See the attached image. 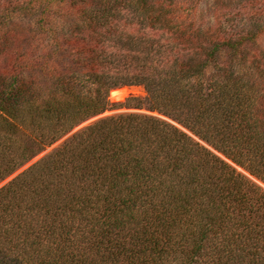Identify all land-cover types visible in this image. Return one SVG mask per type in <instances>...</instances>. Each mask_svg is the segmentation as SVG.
<instances>
[{
    "label": "trees",
    "instance_id": "trees-1",
    "mask_svg": "<svg viewBox=\"0 0 264 264\" xmlns=\"http://www.w3.org/2000/svg\"><path fill=\"white\" fill-rule=\"evenodd\" d=\"M201 1L0 0V184L151 113L2 186L0 264H264V50Z\"/></svg>",
    "mask_w": 264,
    "mask_h": 264
},
{
    "label": "rangeland",
    "instance_id": "rangeland-1",
    "mask_svg": "<svg viewBox=\"0 0 264 264\" xmlns=\"http://www.w3.org/2000/svg\"><path fill=\"white\" fill-rule=\"evenodd\" d=\"M231 1L232 0H220L219 4H218V7H220V9L224 13L228 12L229 10L232 13V14H230V16L224 18L225 23H226V27L230 28V29H235L237 27H238V29H241V28L244 29L248 25L247 28H249L250 30L258 31L259 35L257 38V45H258L259 49L264 50V8H263V13L261 14L260 13V6L257 5V6H255V11L257 12V14L254 16L249 15L248 17H245L239 13V10L241 9V6H242V5L240 6V4H242L243 1L242 0H233V4ZM260 1L261 0H256V2H259V4H260ZM231 4H232V7L228 8L229 7L228 5H231ZM212 5H213V0H202L200 5H199V8L201 9L202 12L205 13L206 11L207 12L209 11V9H210L209 7H212ZM27 23L28 22L25 23L24 21H21V20L16 22L17 29L19 30V32L22 36H26V34H27V29H28ZM68 26L69 25H66V27H64L65 31L64 30L63 31L65 34H68V30H69ZM226 57H227L226 52H222L218 58L217 63L215 64V66H212V67L207 69L204 78L208 79L211 76H214L216 74L217 67H219L226 60ZM124 88L129 89V93H128V96L126 98H128V97L144 98L145 97V92H144V89L142 87L136 86V87H124ZM137 90H138V92H137ZM125 99L121 102H119V101L114 102V101L110 100V94H109V102L112 105H117L119 103H123L125 101ZM115 108L116 109L109 110V111L105 112L104 114H102V116L99 115L100 117L99 116L94 117V118H92L93 120L90 119V120L82 123L78 127L74 128L69 134H67L61 140H59L54 145L49 147L47 150H45L44 152L39 154L31 162H29L27 165H25L23 168H21L18 172H16L13 176H11L10 178H8L4 182H2L0 184V188L2 186H4L5 184H7L15 176H17L18 174H20L21 172L26 170L28 167H30L34 163L38 162L39 160H41L42 158H44L45 156H47L48 154L53 152L55 149H57L59 146H61L65 141H67L71 136H73L77 132L81 131L82 129L86 128L87 126L95 123L96 121H98L102 118L112 116V115H118V114H122V113L151 114L150 112L143 111V110L125 109V108H117V107H115ZM152 115H156V114H152ZM237 169H238L239 173L245 175L248 179H250L251 181H253L257 185H259L264 190V184L263 183H261L260 181L256 180L252 176H250L247 172H245L241 168L238 167Z\"/></svg>",
    "mask_w": 264,
    "mask_h": 264
},
{
    "label": "bare ground",
    "instance_id": "bare-ground-1",
    "mask_svg": "<svg viewBox=\"0 0 264 264\" xmlns=\"http://www.w3.org/2000/svg\"><path fill=\"white\" fill-rule=\"evenodd\" d=\"M137 92H138V90H137ZM128 93H129V89L128 88H120V89H117V90L114 89V91H112L110 93V100L114 101V102L115 101L121 102L128 96Z\"/></svg>",
    "mask_w": 264,
    "mask_h": 264
},
{
    "label": "water",
    "instance_id": "water-1",
    "mask_svg": "<svg viewBox=\"0 0 264 264\" xmlns=\"http://www.w3.org/2000/svg\"><path fill=\"white\" fill-rule=\"evenodd\" d=\"M116 90H117V89H116ZM113 91H114V90H113ZM100 116H102V115H100ZM100 116H99V117H100ZM92 120H93V119H92Z\"/></svg>",
    "mask_w": 264,
    "mask_h": 264
}]
</instances>
